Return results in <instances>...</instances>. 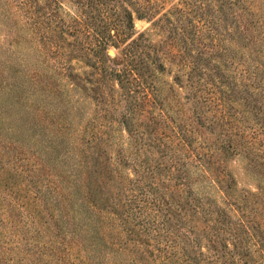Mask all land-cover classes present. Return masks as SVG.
Masks as SVG:
<instances>
[{"label": "trees", "instance_id": "obj_1", "mask_svg": "<svg viewBox=\"0 0 264 264\" xmlns=\"http://www.w3.org/2000/svg\"><path fill=\"white\" fill-rule=\"evenodd\" d=\"M247 1L228 0L235 22L250 14L243 6ZM77 3L90 10L70 14L68 20L47 12L53 26L46 27L54 50L68 48L67 56L81 57L92 67L94 74L85 78L62 75L75 87L82 81L91 84L100 121L82 126L74 135L60 123L55 125V149H63L65 157L58 163L55 190L66 194L57 201L75 200L89 221L101 213L117 219L123 240L113 248L132 264H264V189L257 186L255 193L236 192L225 161L229 155L246 156L252 150L243 127L245 110L230 103L239 100L251 105V110L257 108L248 97L256 80L248 76L249 67L244 83L232 82L230 90H223L218 84L221 80L213 78L214 69H221L214 60L223 66L228 60L216 54L223 49L214 39L218 30L207 27L205 34L198 27L193 32L195 44L187 40L186 28L177 17L154 15L152 4L132 0ZM12 4L25 18L22 25L34 34L39 27L36 0ZM135 18L157 26L165 32L164 39L152 43L144 31H135ZM258 25L248 20L238 29L248 42L255 43ZM109 47H120V64H107ZM165 59L187 68L186 100L191 105L175 115L167 113L155 85ZM27 77L33 84L36 74ZM175 80L179 83L178 75ZM117 109L129 150L113 157L103 128L104 120ZM125 167L131 176L121 173ZM63 183L67 184L64 188ZM197 187L222 192L224 206ZM102 229L103 225H97L86 231L100 234Z\"/></svg>", "mask_w": 264, "mask_h": 264}, {"label": "rangeland", "instance_id": "obj_2", "mask_svg": "<svg viewBox=\"0 0 264 264\" xmlns=\"http://www.w3.org/2000/svg\"><path fill=\"white\" fill-rule=\"evenodd\" d=\"M13 1L0 0V264H132L113 248L123 240L117 219L101 213L89 221L88 213L82 214L75 200L57 201L59 195L66 194L55 190L56 173L61 168L58 163L65 158L63 149H55V125L60 123L63 130L65 127L74 135L82 126L100 120L96 116L98 105L89 90L91 84L82 81L80 87H75L62 75L71 73L73 77L85 78L94 74L92 67L81 57L67 56L68 48L58 52L51 47L46 25L53 23H48L46 13L68 20L70 14L89 11L90 7L77 0H36L39 27L32 34L22 25L25 18ZM132 1L152 4L154 15L166 13L172 20L177 17L191 43H197L193 32L198 27L205 34L207 27L218 30L219 36L214 39L223 49L216 54L223 60L228 57L224 66L214 60L221 66L214 69L213 76L215 81L221 80V89L230 90L232 82L244 83V71L249 67L248 76L251 74L256 80L249 87L248 97L257 108L251 110V105H243L239 100L230 103L237 110H245L243 127L246 139L253 144L252 150L246 156L229 155L225 161L234 177L236 192L255 193L257 186L264 189V0L243 3L250 14L237 22L229 14L228 0ZM248 20L259 24L255 43L248 42L238 29ZM134 28L144 31L152 43L166 35L147 19L135 18ZM68 39L72 41L71 37ZM107 54V64L111 66L123 61L120 47H109ZM164 64L165 69L156 73L155 85L167 113L175 115L177 110L184 111L191 105L186 100L187 68L169 59ZM34 74L31 84L27 76ZM177 75L179 83L175 80ZM242 95L243 90L241 98ZM117 111L104 120L103 128L108 152L113 157L129 150ZM253 152L257 160L252 157ZM121 173L131 176L126 167ZM197 189L224 206L222 192ZM97 225H103L102 233L86 231L87 227L95 229Z\"/></svg>", "mask_w": 264, "mask_h": 264}]
</instances>
